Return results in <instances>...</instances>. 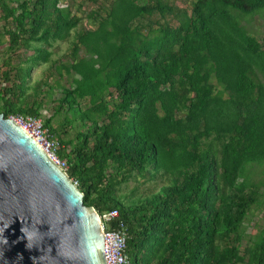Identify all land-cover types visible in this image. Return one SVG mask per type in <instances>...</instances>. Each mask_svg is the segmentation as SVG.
Wrapping results in <instances>:
<instances>
[{"label":"trees","instance_id":"1","mask_svg":"<svg viewBox=\"0 0 264 264\" xmlns=\"http://www.w3.org/2000/svg\"><path fill=\"white\" fill-rule=\"evenodd\" d=\"M10 1L15 9L0 0L4 25L12 24L0 34L8 41L5 118L40 116L25 94L32 66L50 62L48 46L88 24L73 32L72 61L57 66L77 75L54 111L71 119L44 125L83 203L117 211L110 225L125 224L131 264H264V232L240 248L241 225L264 187V44L242 20L264 17V0H88L85 17L76 0ZM23 48L33 53L28 64H13ZM76 117L82 128L62 139ZM254 164L263 167L256 182ZM145 173L173 183L122 201L121 186Z\"/></svg>","mask_w":264,"mask_h":264},{"label":"water","instance_id":"2","mask_svg":"<svg viewBox=\"0 0 264 264\" xmlns=\"http://www.w3.org/2000/svg\"><path fill=\"white\" fill-rule=\"evenodd\" d=\"M103 248L97 211L42 147L0 113V264H106Z\"/></svg>","mask_w":264,"mask_h":264},{"label":"rangeland","instance_id":"3","mask_svg":"<svg viewBox=\"0 0 264 264\" xmlns=\"http://www.w3.org/2000/svg\"><path fill=\"white\" fill-rule=\"evenodd\" d=\"M8 5L15 9L16 3L10 0H6ZM107 1L110 0H98V3L106 4ZM142 2L143 0H139ZM175 4L178 6H186L190 2V0H174ZM77 3L81 4L80 10H78L79 16L85 17L88 12L89 6L93 5L92 2L88 0H76ZM61 5H65L64 3H60ZM0 11V34L3 31V28H11L12 24L4 25V20L1 17ZM154 19H158V15H153ZM242 24L245 26L247 31L254 35L259 42L264 44V17L263 15H253L247 16L242 20ZM87 28L88 24L85 23V20L82 19V22L77 25V27L71 32L70 36L64 40L59 41L56 40L52 42L51 46H48V50L51 52L50 62L53 63H44L39 62L36 65H33L29 77L26 78V86L27 89L25 94H30L29 102L33 100L36 103H39V115L41 118L51 117V125L53 127L59 126L62 122H64L65 115L71 119L70 114H66L65 112H60L55 114V108L57 105V100L62 96L63 88H68L72 86V77H77L73 73H66V71L62 69H58L57 66L59 64L68 65L72 58L68 56L70 40L72 38L73 32L79 29ZM8 41L5 36H0V64L2 60L5 58L6 47ZM31 49H21L16 54L12 56L13 64L26 66L28 63L25 62V59H28L31 56ZM78 56H85V52L83 49L79 50ZM51 64H53L51 66ZM13 75L11 74V78ZM214 82V81H213ZM38 84V92L37 94H32L34 87ZM10 82L2 83L0 87L9 86ZM88 124V123H87ZM82 124L80 123L78 117H76L70 126L65 127V133L62 132L60 137L62 139L68 138L73 139L77 131L82 128ZM253 170L252 180L256 182L260 180L263 176L262 166H258L254 164L251 166ZM153 173L152 171L150 172ZM161 175V173H157L155 178L151 179L150 174L145 173L143 176L135 174L133 178L129 179L128 182L121 186L118 197L121 198L122 201L128 202L129 196L134 193V197L138 195L149 194L151 191H157L160 186L164 184L173 183V178L171 176ZM258 200L255 204H253L241 225V250H243L248 244L252 243L254 239H256L259 235L264 232V187H259L257 189ZM128 197V199L126 198Z\"/></svg>","mask_w":264,"mask_h":264},{"label":"built area","instance_id":"4","mask_svg":"<svg viewBox=\"0 0 264 264\" xmlns=\"http://www.w3.org/2000/svg\"><path fill=\"white\" fill-rule=\"evenodd\" d=\"M8 118L32 137L42 147L47 156L65 171L66 163L57 156L56 152L60 144L53 139L48 128L44 125V118H41V116L23 115H11ZM98 216L103 231V252L106 264H131L125 253L128 238L125 224L122 221H118L116 228H111L110 225L114 218L117 217V211L98 213Z\"/></svg>","mask_w":264,"mask_h":264},{"label":"clouds","instance_id":"5","mask_svg":"<svg viewBox=\"0 0 264 264\" xmlns=\"http://www.w3.org/2000/svg\"><path fill=\"white\" fill-rule=\"evenodd\" d=\"M21 231H23V229H21Z\"/></svg>","mask_w":264,"mask_h":264}]
</instances>
